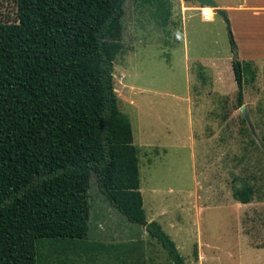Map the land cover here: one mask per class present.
I'll return each mask as SVG.
<instances>
[{"label":"rangeland","instance_id":"1","mask_svg":"<svg viewBox=\"0 0 264 264\" xmlns=\"http://www.w3.org/2000/svg\"><path fill=\"white\" fill-rule=\"evenodd\" d=\"M156 2L124 1L112 72L137 150L145 217L160 223L185 264H264V10L222 9L227 22L215 10L204 21L181 20L170 2L162 26ZM15 10V0H0V20H13ZM233 58L255 71L240 105ZM243 181L253 189L247 203L232 196ZM87 200V238L73 241L84 249L47 242L44 264H117L105 251L91 252L94 241H138L131 261L171 264L142 226L109 204L93 174Z\"/></svg>","mask_w":264,"mask_h":264},{"label":"trees","instance_id":"2","mask_svg":"<svg viewBox=\"0 0 264 264\" xmlns=\"http://www.w3.org/2000/svg\"><path fill=\"white\" fill-rule=\"evenodd\" d=\"M124 1L15 0L14 19L0 20V264H44L47 242L84 249L73 241L87 238L91 174L109 204L142 226L171 264H185L160 223L145 217L131 125L116 104L112 72ZM156 1L164 26L170 0ZM231 68L240 105L255 71L236 58ZM252 192L245 181L232 188L241 203ZM137 244L94 241L88 248L117 264H143L131 261Z\"/></svg>","mask_w":264,"mask_h":264},{"label":"crops","instance_id":"3","mask_svg":"<svg viewBox=\"0 0 264 264\" xmlns=\"http://www.w3.org/2000/svg\"><path fill=\"white\" fill-rule=\"evenodd\" d=\"M175 1H178V3ZM213 1L217 4L218 8L225 10V12L229 10H264V2H262L263 0H213ZM170 2H174L175 4L173 3L174 4L173 7H177V9H179V12L181 13L180 16L181 20H183L184 15L186 14L187 17L190 15H194L198 17L199 21H204L198 12V7L202 5H199L189 0H170ZM214 10L215 9H213V11ZM209 61L207 60L206 62L211 63V65H215L214 59L211 60L209 59ZM198 63H200V65L203 66L207 65V63L205 62L203 63L198 61ZM105 244H114V243L106 242Z\"/></svg>","mask_w":264,"mask_h":264},{"label":"water","instance_id":"4","mask_svg":"<svg viewBox=\"0 0 264 264\" xmlns=\"http://www.w3.org/2000/svg\"><path fill=\"white\" fill-rule=\"evenodd\" d=\"M193 1L199 5H205V6H210L212 9H215V11L220 14V16L224 19L225 22H227V17L225 15V12L217 7V4L213 0H189ZM232 49L235 52L234 46L232 45ZM242 108V107H241Z\"/></svg>","mask_w":264,"mask_h":264},{"label":"built area","instance_id":"5","mask_svg":"<svg viewBox=\"0 0 264 264\" xmlns=\"http://www.w3.org/2000/svg\"><path fill=\"white\" fill-rule=\"evenodd\" d=\"M211 9V10H210ZM213 9L212 7L210 6H205V5H202V6H199L198 7V12H199V15L205 20L207 19V17H209L212 13Z\"/></svg>","mask_w":264,"mask_h":264}]
</instances>
